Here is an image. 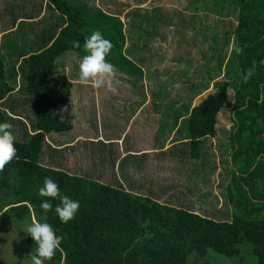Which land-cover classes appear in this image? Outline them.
<instances>
[{
	"label": "trees",
	"instance_id": "16d2710c",
	"mask_svg": "<svg viewBox=\"0 0 264 264\" xmlns=\"http://www.w3.org/2000/svg\"><path fill=\"white\" fill-rule=\"evenodd\" d=\"M47 3L63 19V26L44 43L47 38L40 32L24 49L29 51L24 60V87L36 109L35 124L32 131L27 129L18 139L12 126L16 156L0 172V225L22 231L24 251L18 261L30 262V254L35 253V242L23 229L28 223L43 221L63 237L59 250L46 264H188L192 257L204 259L207 255L225 264H237L234 261L264 264V211L254 212V202L243 189V184L253 186L255 180L264 179L258 165L264 157V129L259 125L264 124V65L260 63L264 61V0H234L237 21L234 49L240 47L242 52L233 53L240 81L230 111L231 175L227 184H223V193L219 192L232 211L230 222H215L172 206L169 201L159 203L148 196L100 184L90 177L72 176L42 165L43 151L49 152L46 137L53 139V134L73 129L71 124L54 116L69 102L73 84L60 83L57 97L51 99L47 97V79L62 56L69 54L82 59L85 38L96 27L70 0H47ZM108 21L114 25L110 42L119 50L123 37L118 35L114 24L118 20L110 17ZM73 42L79 46L74 47ZM118 56L111 62L123 60ZM254 63L255 72L245 81V73ZM61 66L63 70L75 71V65ZM228 88V83H222L191 108L185 126L189 141L185 147L190 160L199 159L202 141L215 136L217 116L229 101ZM13 92L0 56V104L10 101ZM5 122L11 124V119L0 108V123ZM66 151L51 150L48 155L60 165L68 158ZM45 177L54 179L62 195L79 201V210L69 222L62 223L55 213L59 197L52 201L53 208L46 216L40 208L45 198L39 196V188ZM214 199L217 198L211 194L205 196L209 207ZM175 201L180 204V200Z\"/></svg>",
	"mask_w": 264,
	"mask_h": 264
},
{
	"label": "rangeland",
	"instance_id": "374dc122",
	"mask_svg": "<svg viewBox=\"0 0 264 264\" xmlns=\"http://www.w3.org/2000/svg\"><path fill=\"white\" fill-rule=\"evenodd\" d=\"M70 2L87 14L90 23L93 22L99 27L98 29L93 26L92 32L100 31L109 41L113 36L114 25L108 20L110 17L116 18L118 22L114 24L118 35L122 34L123 41L119 50L112 47L105 57V60L113 65L110 90L106 86L93 88L90 83L76 84L80 83L77 64H80L81 59L69 54L59 58L60 64L57 63L55 72L47 79V97L56 98L59 84L64 81H71L78 90L80 89L77 94L85 93V96L75 108L61 109L56 118L75 125V133L87 131L92 137L94 133L101 131L105 134H120L124 131L121 151L132 148L134 151L146 149L151 152L149 154L155 152L157 159L154 161L151 159L155 165L164 153L167 159L162 163V168L149 167L148 170H140L150 175L147 182L140 185L143 187L141 194L161 199L162 202L164 199L172 206L212 220L211 217L214 215L211 208L215 207L210 203L212 207L209 209V202L205 201V196L207 192L211 194L210 190H213L214 185L210 184L212 176L214 181L219 182L218 192L223 193L225 180H222L221 176L227 170L225 161L229 146V130L232 126L230 111L239 79L237 61L235 62L233 53L236 21L234 0H70ZM89 9L95 10L88 11ZM62 26L63 19L49 7L47 0H0V56L4 62L7 79L14 87L10 101L7 99L1 103L0 108L11 119L16 139L24 136L27 129L32 131L36 117V109L31 106L25 93L24 60L29 51L25 52L24 49L27 48L28 41L38 38L40 32L43 31L47 38L44 43L52 39ZM140 49L145 51L143 59L133 58ZM81 54L84 56L86 51ZM118 55H121L123 60L112 63L111 60L120 57ZM127 57L130 65L125 66ZM147 59H150L149 64ZM131 62H134V75L141 78L130 75ZM62 64L69 67L75 65V71L69 68L63 70ZM222 83L229 84V101L217 116L215 136L202 141L199 159L190 160L188 147L186 148L184 143L188 136L185 126L190 110L207 95L213 94ZM115 89L119 94L125 95V98L128 97L121 99L119 95L121 100H133L134 97L135 101H138L143 98V94L144 96L148 94L150 105L145 110L150 114V131L147 129L141 131L131 126L124 130L127 115L123 111L116 112L111 105L114 99L110 91ZM72 92L74 96V91ZM96 94L99 101L101 100L99 105L98 103L95 105ZM74 98L78 103L79 96L76 95ZM163 117L165 121L162 127ZM100 118L102 127L94 130ZM158 121L160 123H157ZM52 136L62 141L74 134L66 132ZM173 142L181 143L177 146L180 148L177 154L180 153L181 159L178 163L175 162L177 155H173ZM101 146L103 145L99 144L92 148L89 146L90 149L82 148L81 153L88 152L86 156L91 154L89 157L92 158L93 154L98 155L97 147ZM110 148L104 157L107 163L108 159L112 161L113 167V160L117 156L120 157L121 153L118 154L117 146L112 145ZM48 153L44 150L41 155V163L44 166L48 160H52ZM212 159L214 164H211ZM106 164H100L93 168V171L100 173L99 167ZM156 169L160 173L158 176ZM131 172L138 173L139 169L133 168ZM99 175L88 177L100 184L121 189L119 178L111 169L110 171L105 169L104 176ZM170 176L174 179H170ZM121 180L132 184L135 178L123 175ZM133 186L131 188H136ZM176 199L180 200V204L175 201ZM229 213L227 208L219 211L218 215H224L226 219L218 218L215 213L217 221L225 219L226 222ZM22 238V231L0 225V264H30L27 260L18 261V256L24 251ZM234 263L238 264L237 261ZM188 264L225 262L207 255L204 259L192 257Z\"/></svg>",
	"mask_w": 264,
	"mask_h": 264
},
{
	"label": "crops",
	"instance_id": "0c3cea01",
	"mask_svg": "<svg viewBox=\"0 0 264 264\" xmlns=\"http://www.w3.org/2000/svg\"><path fill=\"white\" fill-rule=\"evenodd\" d=\"M234 25L235 26L237 25V21H235ZM235 26H234V28H235ZM233 38H234V36H233ZM126 40H127L126 43H128V38H126ZM131 40L132 39H130V41ZM121 45L122 44L120 42L118 44V46H121ZM138 45L141 46L142 44L138 43ZM135 46L137 47V45H135ZM233 48H234V43H233ZM144 52H145L144 50L140 49L139 51H137L133 55V58H142L143 59V57L145 55ZM234 57L236 58L235 55H234ZM129 61H130L129 58L127 57L126 62H125V64H126L125 66L130 65ZM147 62L149 64L150 59H147ZM235 62H236V60H235ZM131 66H132V69L130 70V75H133L132 77L141 78L139 75H134V72H135V69L133 68L134 62H131ZM123 69H124V67H123ZM141 70H143L142 67H141ZM238 76H239V79H238L237 87L239 86L240 73ZM76 84H81V83H76ZM83 85H85V84H83ZM79 90L77 89L75 84H73V87L71 89V96L69 98V102L63 108H67V110L73 109V108H75V106L77 104L81 103L82 97L85 96V93L77 94V93H79ZM72 91H74V96H76V95L79 96L78 103H76ZM110 93L113 95V99H114L111 102L112 108H114L116 110V112L123 111L128 117V119H126V121H124V123H125L124 130H127L128 127H130V126H131V128L137 127L141 131L142 130L145 131L146 129L149 130V128H150V114L147 110H145V108L147 107V109H148L149 105H150V100L147 97L148 94H145V96L143 94L142 99L135 101L134 97H132L133 100H121L125 95L119 94V92H117L116 89L111 90ZM119 95H121V99L119 98ZM127 98H125V99H127ZM95 101H96L95 105L97 103H98V105L100 104L101 100L99 101L98 94H96V100ZM231 109H232V107H231ZM95 112L97 113L98 111L96 110ZM96 113H95V118H96ZM57 114H58V112H56L54 114V116L56 117ZM164 121H165V118L163 117V120L161 121L162 127L164 126ZM157 123H160V121H158ZM71 125H72L73 129L67 133L73 132L74 136H69V138L63 139L62 141H58V139H56L54 137H53V139H50L51 136L46 137V146H47V149L49 150V152L51 150H53V151L54 150H56V151L67 150L66 153H68V158H66L65 162L63 159V161L60 163V165L57 162H55L54 160H48V163H45L46 166L62 170V171L66 172L72 176H86L87 178H88V176L98 175V174H100L99 176H104L105 175V169L108 171H110V169H111V171H113V173L116 174L117 177L119 178V184L121 187L120 190H123L126 192H131V193L138 194V195L140 194L141 196H144L141 194L143 192V187H141L140 185H142L144 182H147V179L150 178V175L143 173L140 170H142V169L148 170L149 167L160 169V168H162V163L167 159L165 154L163 153L160 156L159 161H157V164L155 165L151 161L152 158H153V161L155 159H157V155L155 152H153V154H149L151 152H149L146 149H140V150L134 151L132 148H127L126 150L123 149V151H121V145L124 142V140L122 141V139L125 135L124 131H122L120 134H118V133H112V134L107 133V134H105L104 132L101 131V132L94 133V136L92 137L91 133L90 132L88 133L87 131H85L84 133H81V132L75 133V131H74L75 125H73V124H71ZM259 125L261 128L264 129L263 123H260ZM99 126H100V128L102 127L101 126V118H100V121H98V123H96V127L94 128V130L98 129ZM231 127L229 130V138H228L229 146L227 148V161H225L227 170L224 173V175L221 176V179L225 180V181H223L224 185L227 184V182L229 181L230 175H231V163H230V158H229V153L231 151V145H230ZM158 128H159V126H158ZM186 141H188V140L186 139L184 141L185 144H187ZM99 144H102L103 146L97 147V150L99 152L97 156H94V154H93L92 158H90L89 156L91 154L89 156H86L88 152L81 153L82 148H89V146H91L90 148H92V146H96ZM179 144H181V143L180 142H173V145H174L173 146L174 147L173 155H177V157L175 158V162H177V163L181 161L180 153L177 154V152L180 151V148L177 147ZM112 145L117 146L118 154L121 153L120 157L117 156V157H115L116 159L113 160V162H114L113 167H112V161H109V159H108V163H107L105 161L106 157H104V154H108L109 150L111 149L110 146H112ZM100 151H102V152H100ZM103 163L104 164L107 163V164L101 165L99 167L98 171L101 170L100 173L93 171V168H95V167H97ZM211 164H214L213 159H212ZM255 165H256V163H255ZM258 165L260 166L259 169H260L261 173H264V157L260 158V162ZM133 168L139 169V172L138 173L131 172L133 170ZM157 169L155 171L157 172L156 175L158 176L160 173ZM163 169H161V170H163ZM255 173L257 174V172H255ZM123 175H131L135 178V180L133 182H131L132 184L123 182L121 180ZM176 175H177V173L175 172V176ZM176 177L178 178V176H176ZM218 178H219V175H218ZM91 179L93 180V178H91ZM170 179H174V178H172V176H170ZM211 180H212V182L210 184L214 185L213 190L216 192L214 193V191L211 189L210 193L213 197L215 196L217 198V199L210 201V203L213 205V207H215V208L209 207V209L210 208L213 209L212 215H214V216H212L211 219L215 222H222V221H217L218 219H216L217 217L215 216V213H217V215H218L220 210L224 211V209L227 208V210L230 212L229 213L230 216L228 217L227 221L230 222L231 218H232V211H231V209L227 203L226 198H223L222 196L219 195L218 188H217L219 182L214 181V176L211 177ZM133 185L136 186V188H131V186H133ZM243 189L246 190V192L248 194V198H250L254 202V204H253L254 206L252 207L254 212H256L259 209H262L260 212H263L264 211V179L262 182H260V180H257V181L255 180L253 183V186H246L245 184H243ZM151 198L153 199L154 197H151ZM154 199H156V198H154ZM156 200L159 203H163L165 201L164 199H162L163 202L161 201V199H156ZM222 217H224L226 219V216H224V215L219 216L218 215V218H222ZM263 218H264V215H263ZM225 219H224V221H225Z\"/></svg>",
	"mask_w": 264,
	"mask_h": 264
},
{
	"label": "clouds",
	"instance_id": "9594fccd",
	"mask_svg": "<svg viewBox=\"0 0 264 264\" xmlns=\"http://www.w3.org/2000/svg\"><path fill=\"white\" fill-rule=\"evenodd\" d=\"M74 47H78V42H73ZM84 49L86 54L79 64L78 80L81 84H91L93 88L106 86L109 90L112 85L110 81L113 77V65L105 60L109 54L112 44L105 39L100 31H93L85 38ZM239 55L242 52L240 47L234 49ZM264 65V61L260 62ZM255 72L253 67L245 73L244 79L247 81ZM12 125L5 122L0 123V172L16 156L14 147V137L10 131ZM41 200L40 208L46 216L53 208L52 201L59 197L60 203L55 207V213L62 223L72 220L77 214L80 203L68 196L62 195L58 184L51 177H45L43 186L39 188ZM35 242V253L30 254V264H46L51 261L59 250L63 237L56 234L53 227L47 222H31L23 229Z\"/></svg>",
	"mask_w": 264,
	"mask_h": 264
}]
</instances>
